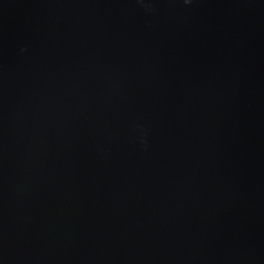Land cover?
Wrapping results in <instances>:
<instances>
[{
  "label": "water",
  "instance_id": "1",
  "mask_svg": "<svg viewBox=\"0 0 264 264\" xmlns=\"http://www.w3.org/2000/svg\"><path fill=\"white\" fill-rule=\"evenodd\" d=\"M0 264H264V0L0 112Z\"/></svg>",
  "mask_w": 264,
  "mask_h": 264
},
{
  "label": "clouds",
  "instance_id": "2",
  "mask_svg": "<svg viewBox=\"0 0 264 264\" xmlns=\"http://www.w3.org/2000/svg\"><path fill=\"white\" fill-rule=\"evenodd\" d=\"M191 2V0H185V3L187 4V3H190Z\"/></svg>",
  "mask_w": 264,
  "mask_h": 264
}]
</instances>
